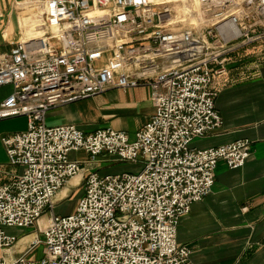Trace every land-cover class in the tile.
Masks as SVG:
<instances>
[{"label":"built area","instance_id":"2783aa9c","mask_svg":"<svg viewBox=\"0 0 264 264\" xmlns=\"http://www.w3.org/2000/svg\"><path fill=\"white\" fill-rule=\"evenodd\" d=\"M188 5L197 25L182 24L154 0L20 5L33 35L21 30L24 39L0 55V89L13 88L0 104V121L26 117L28 128L3 139L9 164L23 171L0 183V264H191V250L177 241L182 218L212 193L220 162L238 170L252 152L248 140L209 149L193 144L223 127L215 78L227 75L235 55L264 48V0ZM140 87L151 90L154 114L135 140L112 129L87 135L73 125H46L54 109ZM79 151L91 163L107 154L139 169L91 174L75 213L60 217L53 211L59 194L83 172L69 157ZM28 228L36 231H8ZM42 242L44 259L29 260Z\"/></svg>","mask_w":264,"mask_h":264},{"label":"crops","instance_id":"0c3cea01","mask_svg":"<svg viewBox=\"0 0 264 264\" xmlns=\"http://www.w3.org/2000/svg\"><path fill=\"white\" fill-rule=\"evenodd\" d=\"M28 1L0 0V55L9 54L24 39L21 38V21L29 12L19 7ZM212 88L218 93L216 109L223 119V127L196 140L193 148H217L248 140L252 146L251 157L238 170H230L225 162L218 164L212 193L194 204L190 213L182 218L177 241L191 250V264H264V48H250L235 55L227 75L215 78ZM12 93L11 86L0 89V104ZM153 114L149 88L109 89L52 110L46 116V125H73L87 135L112 129L135 140ZM27 128L26 117L0 121L2 184L11 183L23 171L9 164L3 139L24 133ZM69 157L82 165L83 172L59 194L57 204L75 189L85 187L91 174L124 173L113 172L114 165L122 162L107 154L100 155L94 163L84 151L72 152ZM129 168L139 169L132 164ZM64 191L67 192L63 197ZM24 248L19 245L14 252L19 256Z\"/></svg>","mask_w":264,"mask_h":264},{"label":"rangeland","instance_id":"374dc122","mask_svg":"<svg viewBox=\"0 0 264 264\" xmlns=\"http://www.w3.org/2000/svg\"><path fill=\"white\" fill-rule=\"evenodd\" d=\"M167 1V0H166ZM172 3L168 4V6L171 8L173 11L174 16L178 21H181V23L184 25H197L196 19L194 16L189 17L188 16V11L192 10L191 7H189L188 2L189 0H170ZM168 2V1H167ZM23 5V4H20ZM21 10L22 8L19 7ZM23 11V10H22ZM29 12V11H28ZM27 12V13H28ZM29 14L25 15L23 17V22L25 20H28ZM25 24V23H24ZM27 26H30L29 21H27ZM22 34V32H21ZM27 34V32H26ZM29 36V35H28ZM22 38V36H21ZM255 48H261L262 47H255ZM257 54H260L261 51H256ZM252 55L249 57L251 58ZM249 60V59H247ZM130 163H118L115 166V169L113 170L114 173H121V172H135L137 171L136 168L132 169L129 168ZM85 196V187H80L75 189L73 192L70 193V195L65 198L61 203L56 204L55 209L53 210L57 216L60 217H66L69 215H72L75 213L76 207L79 203V201ZM52 210L46 212V216L42 220V223L46 224L48 217L51 215ZM9 233L15 234L18 237H23L25 235H28L32 232L36 231V228H28V229H13V230H8ZM41 240L43 241V236H41ZM3 255V253L0 251V257ZM29 260H34L38 263H40L44 257H45V244L42 242L39 246H37L28 256Z\"/></svg>","mask_w":264,"mask_h":264},{"label":"bare ground","instance_id":"6f19581e","mask_svg":"<svg viewBox=\"0 0 264 264\" xmlns=\"http://www.w3.org/2000/svg\"><path fill=\"white\" fill-rule=\"evenodd\" d=\"M154 1H157L160 4H170V3H172V1H170V0H167L168 2L166 0H154ZM25 4H27V3H25ZM26 21H29V23H31V20L30 19L25 20L23 23H21V28H22L21 30H22L23 33L26 34V32H27V35L31 36V35H33L32 34V30H30V26L29 27L28 26H25L24 23H26ZM66 192L67 191H64V193L62 194L63 197L66 195ZM35 237H36L35 235L29 236V237L23 239V241L21 242V244H24V246H26L29 243H31L35 239Z\"/></svg>","mask_w":264,"mask_h":264}]
</instances>
